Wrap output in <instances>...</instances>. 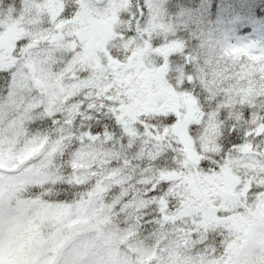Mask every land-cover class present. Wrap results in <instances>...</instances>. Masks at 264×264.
Wrapping results in <instances>:
<instances>
[{"label": "snow or ice", "instance_id": "obj_1", "mask_svg": "<svg viewBox=\"0 0 264 264\" xmlns=\"http://www.w3.org/2000/svg\"><path fill=\"white\" fill-rule=\"evenodd\" d=\"M166 2L0 0V258L22 215L15 264H264V29L190 49Z\"/></svg>", "mask_w": 264, "mask_h": 264}, {"label": "trees", "instance_id": "obj_2", "mask_svg": "<svg viewBox=\"0 0 264 264\" xmlns=\"http://www.w3.org/2000/svg\"><path fill=\"white\" fill-rule=\"evenodd\" d=\"M165 7L168 21L176 25L183 38L188 39L190 49L198 47L204 39V51L213 50L220 54L226 50L225 55L238 58L246 53L240 48H228V39L233 44L244 36L257 39L259 34L254 35L253 30L264 29V14H257V9L264 12V0H167ZM209 35L211 43L207 38ZM0 167L6 165L0 164ZM0 192H3L7 205L12 195L7 180L0 186ZM4 232L7 247L0 264H15L16 259L24 257L32 237L28 235L22 215L6 216Z\"/></svg>", "mask_w": 264, "mask_h": 264}]
</instances>
